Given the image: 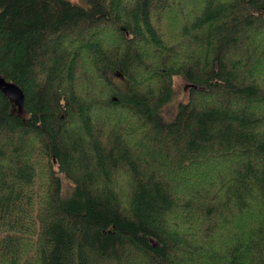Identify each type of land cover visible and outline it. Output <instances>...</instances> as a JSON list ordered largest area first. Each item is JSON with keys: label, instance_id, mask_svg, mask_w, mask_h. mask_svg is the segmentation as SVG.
<instances>
[{"label": "trees", "instance_id": "1", "mask_svg": "<svg viewBox=\"0 0 264 264\" xmlns=\"http://www.w3.org/2000/svg\"><path fill=\"white\" fill-rule=\"evenodd\" d=\"M0 77V264H264V0H0Z\"/></svg>", "mask_w": 264, "mask_h": 264}, {"label": "rangeland", "instance_id": "2", "mask_svg": "<svg viewBox=\"0 0 264 264\" xmlns=\"http://www.w3.org/2000/svg\"><path fill=\"white\" fill-rule=\"evenodd\" d=\"M164 27V26H163ZM105 37V36H104ZM166 38L165 40H169L168 35H164ZM86 68L83 67L81 73L85 74ZM172 91L169 100L159 108L158 115L160 119L171 121L176 113L177 106L180 102H183L187 98V91H188V84L186 81L181 77L174 75L172 77ZM63 187V194L68 195L72 190V184L63 175H60Z\"/></svg>", "mask_w": 264, "mask_h": 264}, {"label": "water", "instance_id": "3", "mask_svg": "<svg viewBox=\"0 0 264 264\" xmlns=\"http://www.w3.org/2000/svg\"><path fill=\"white\" fill-rule=\"evenodd\" d=\"M0 89L4 91H12L19 97L20 101H22V94L15 89V86L12 83H8L4 81L1 77H0Z\"/></svg>", "mask_w": 264, "mask_h": 264}]
</instances>
